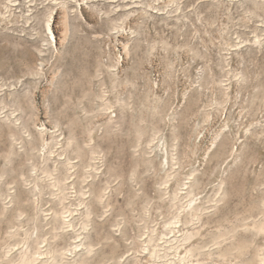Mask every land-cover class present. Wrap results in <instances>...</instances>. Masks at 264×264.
<instances>
[{
    "label": "rangeland",
    "instance_id": "374dc122",
    "mask_svg": "<svg viewBox=\"0 0 264 264\" xmlns=\"http://www.w3.org/2000/svg\"><path fill=\"white\" fill-rule=\"evenodd\" d=\"M0 264H264V0H0Z\"/></svg>",
    "mask_w": 264,
    "mask_h": 264
}]
</instances>
